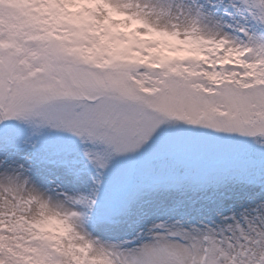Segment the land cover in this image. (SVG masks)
<instances>
[{"label":"snow or ice","instance_id":"obj_1","mask_svg":"<svg viewBox=\"0 0 264 264\" xmlns=\"http://www.w3.org/2000/svg\"><path fill=\"white\" fill-rule=\"evenodd\" d=\"M0 264H264V0H0Z\"/></svg>","mask_w":264,"mask_h":264}]
</instances>
